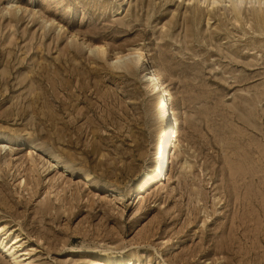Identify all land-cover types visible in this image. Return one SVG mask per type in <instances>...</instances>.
Here are the masks:
<instances>
[{
    "label": "rangeland",
    "instance_id": "obj_1",
    "mask_svg": "<svg viewBox=\"0 0 264 264\" xmlns=\"http://www.w3.org/2000/svg\"><path fill=\"white\" fill-rule=\"evenodd\" d=\"M133 49L177 125L165 179L136 200L163 129L139 59L112 64ZM14 259L264 264V24L250 6L235 21L188 0H0V264Z\"/></svg>",
    "mask_w": 264,
    "mask_h": 264
},
{
    "label": "bare ground",
    "instance_id": "obj_2",
    "mask_svg": "<svg viewBox=\"0 0 264 264\" xmlns=\"http://www.w3.org/2000/svg\"><path fill=\"white\" fill-rule=\"evenodd\" d=\"M195 1L198 5H206L207 9L213 11L218 6L222 7L224 10L229 9L232 19L239 21L242 18V12L246 9V6H250L253 10L254 19L261 25L264 24V0H188ZM228 4V6H226ZM90 50L91 53H101L104 54L105 50L103 47L94 46ZM138 50H130L128 54L119 55L115 59H112V64L119 65L124 62V60H129L130 58H138L141 62L142 68L145 70L144 79L149 85L151 91L154 93L156 98V111L160 122L161 138L158 142L157 150L158 153L153 156L152 165L150 168L146 169L141 175L137 184L131 189L130 196L133 200H136L139 196L146 194L151 186L160 184L166 177V163L168 161L170 153V145L172 143V137L176 134L177 125L174 127L173 124L174 114L171 103V95L164 87L156 71L146 65L144 57L138 54ZM124 64V63H123ZM122 64V65H123ZM171 136V142L169 138ZM168 148V151L166 150ZM166 157V159H165ZM165 159V160H164ZM165 161V162H164ZM58 163V161H57ZM164 168V171H163ZM86 182V181H85ZM114 194L113 190L106 191V195L111 196ZM15 244H13L14 246ZM22 245V244H21ZM6 252H10L8 249ZM12 256V255H11ZM14 264H21L14 259Z\"/></svg>",
    "mask_w": 264,
    "mask_h": 264
}]
</instances>
